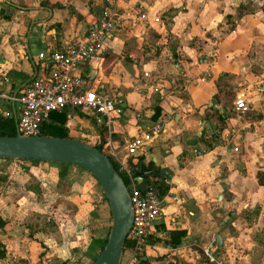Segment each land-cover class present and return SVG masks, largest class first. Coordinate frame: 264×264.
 <instances>
[{
  "label": "crops",
  "instance_id": "0c3cea01",
  "mask_svg": "<svg viewBox=\"0 0 264 264\" xmlns=\"http://www.w3.org/2000/svg\"><path fill=\"white\" fill-rule=\"evenodd\" d=\"M111 6L122 15L121 26L104 36V52L74 71L84 88L113 98L121 112L106 131L89 109L70 107L64 126L101 148L109 142L114 156L106 153L117 165L142 155L161 170L143 178L175 199L166 196L139 258L215 264L202 252L212 238L220 264H264V183L256 176L264 178V0H0V66L7 77L0 92H17L32 76L48 77L49 51L80 38ZM238 94L246 110L235 107ZM2 99L0 113L14 116L16 104L7 99L3 108ZM156 122L164 131L127 152L126 142ZM8 162L22 163L39 180L19 184L33 195L28 201L4 190L7 178L0 176V263L72 260L76 234L60 242L57 236L70 229L64 219L71 225L95 219L93 204L101 197L96 179L76 164L59 177L56 161ZM47 178L54 188L43 187ZM64 179L65 186H55ZM25 209L42 217L22 226ZM170 230L182 231L176 244H170ZM128 257L126 245L119 264L136 262Z\"/></svg>",
  "mask_w": 264,
  "mask_h": 264
},
{
  "label": "built area",
  "instance_id": "2783aa9c",
  "mask_svg": "<svg viewBox=\"0 0 264 264\" xmlns=\"http://www.w3.org/2000/svg\"><path fill=\"white\" fill-rule=\"evenodd\" d=\"M121 14L115 6L108 7L106 13L97 20L94 27L88 29L80 38L68 41L65 45L49 51L50 71L48 77L34 76L26 81L17 92H0V97L7 98L14 106V130L25 135L40 133V123L50 111H61L70 107L87 108L91 111L94 122L108 131L114 117L121 112V107L113 98L83 87L82 77L75 72V67L96 53L104 52L103 39L107 32L121 26ZM39 56L42 52L38 53ZM7 79L0 66V83ZM234 105L246 110L247 104L241 94L234 99ZM163 122L151 124L141 136L135 134L125 144L127 152L144 148L146 139L152 134L164 131ZM93 144V143H92ZM109 142L102 144L101 151L114 156ZM236 150V147H234ZM107 152V153H106ZM117 171L128 180V195L131 207V223L125 235L129 249V261H137L141 250L147 243L152 222L162 213L164 200L175 196L168 190L162 193L147 188H140L134 179L129 164L117 160ZM124 241V242H125ZM211 241L202 247L207 260L220 264L210 248Z\"/></svg>",
  "mask_w": 264,
  "mask_h": 264
},
{
  "label": "water",
  "instance_id": "95a60500",
  "mask_svg": "<svg viewBox=\"0 0 264 264\" xmlns=\"http://www.w3.org/2000/svg\"><path fill=\"white\" fill-rule=\"evenodd\" d=\"M13 118L15 122V115ZM194 142L192 140L191 143ZM0 157L68 162L88 171L96 179L110 211L106 238L90 264H119L132 212L126 184L107 154L94 144L72 136L41 133L25 135L15 131L13 134H0ZM161 166L159 164V167ZM129 167L140 188L160 192L153 180L146 181L143 176L153 177L156 173L161 174V170L156 171L152 167H143L141 160L136 165L129 162ZM215 239L220 244L218 234ZM141 259L156 260V257L143 255Z\"/></svg>",
  "mask_w": 264,
  "mask_h": 264
},
{
  "label": "rangeland",
  "instance_id": "374dc122",
  "mask_svg": "<svg viewBox=\"0 0 264 264\" xmlns=\"http://www.w3.org/2000/svg\"><path fill=\"white\" fill-rule=\"evenodd\" d=\"M8 102H7V99H2L1 100L2 107L7 108ZM110 158L112 160H114L112 158V156H110ZM1 162L2 161H0V170H1V172L5 173L4 176L7 178L6 184H4V190L6 189V190L10 191L13 194V196H18V195L21 197L24 196V199H26L28 201L32 200L33 195L27 191H24L23 188L21 187L22 186L21 183H24V181L26 182V180H27V182H28V180H30L29 182L33 183L34 179L35 180H39V179L37 177H35L32 173L28 172L26 169V166L20 162L19 163L8 162V161L4 162V163H1ZM120 174L123 175L122 173H120ZM124 178L126 180L125 184L128 187V185H129L128 180L126 179L125 176H124ZM47 179H48V181H46V184L43 187L44 188H54V182L49 178H47ZM49 180H51V181H49ZM66 184L67 183L64 179L63 181L57 182L55 186L60 188L62 186H65ZM45 209H46V205H45V207L41 205L40 210H45ZM21 212L22 213L20 215V220H21L20 225H22V226H23L24 222L27 225L28 224H34L35 222H37L36 221L37 218L42 217V214H43V213H39L41 211H33V210H29V209H25V211L22 210ZM94 218L95 219H92V220L88 219L87 222H86V218H85V222L79 220V221L75 222L73 225H71V223H69V221L66 219L62 220L63 224L70 227V229H69V231L64 233L65 235L63 233L61 234V235H63L64 238L60 237V235H59L60 233L58 231V233H59L57 236L58 241L60 242L62 239H64L65 241H68L69 237L74 236V234H76V241L78 242V251H76V253H72L70 259H72L71 261H76L77 259H79V261L80 260L83 261L81 263L77 262L76 264H86L88 262V260L95 254V252L99 248L98 239L97 238H93V239L89 238V232H91V229L100 228L101 229L100 232H101V231H103V228L105 226H106V228H107V226H109L110 217H96L95 216ZM83 227H85L86 230H85V228L83 229ZM31 229L29 231H31ZM24 234L27 235V231H25ZM126 245H128V244H126ZM81 249L86 250V251L90 250L91 251V253H89L90 256L85 257L84 255L80 254ZM39 250H40V252H44L43 248H40ZM37 255H39V254H37ZM76 257H79V258H76ZM59 260L60 259H58V260L56 259V260H54V262L51 260L50 262L47 261L45 263H42L40 258H39V260H37L36 258H33L31 264H59Z\"/></svg>",
  "mask_w": 264,
  "mask_h": 264
},
{
  "label": "trees",
  "instance_id": "16d2710c",
  "mask_svg": "<svg viewBox=\"0 0 264 264\" xmlns=\"http://www.w3.org/2000/svg\"><path fill=\"white\" fill-rule=\"evenodd\" d=\"M157 111V108H155ZM154 111L156 114L157 112ZM155 114V115H156ZM64 120H65V109L61 110V111H50L47 115V117L45 119H43L40 123V133L41 134H47V135H56V136H71L68 131L66 130V127L64 126ZM15 132L14 130V118H13V114L10 112H7L5 114L0 113V134H13ZM95 146H97L100 150H101V144L100 143H95ZM108 155V154H107ZM109 156V155H108ZM110 158V156H109ZM9 160H13L10 158H3L0 157V161H4L7 162ZM16 160H30V161H38L40 159H33V158H23V159H16ZM110 160L113 163L114 168H117V164L115 163L114 160H112L110 158ZM141 160L142 162V166L143 167H152L153 168V164L152 162L149 160L147 162L144 161V158L142 155L136 156V158L134 159V161L132 162L133 165H136L137 162ZM56 163L58 164V176L61 177L67 170V166L72 165V163H68V162H59L56 161ZM75 165V164H73ZM78 166V165H77ZM80 167V166H79ZM82 168V167H81ZM1 172V170H0ZM120 174V173H119ZM121 175V174H120ZM262 173L261 172H257L256 176H257V180L259 183H264V178H261ZM0 176L4 178V173H0ZM121 177L123 178L124 182L126 183V180L124 178L123 175H121ZM99 188V187H98ZM161 191V189H160ZM101 194V192H100ZM93 217H110V211H109V207L107 204L106 199L103 197V195L101 194L100 200L96 203L93 204V210H92ZM3 220L0 218V226L3 224ZM108 227L106 228V226L103 228V231L100 232V228H93L91 229V232L93 234H91V238H97L99 241V248L98 250L101 248L107 232H108ZM182 231L181 230H170L169 232V239H170V244H176V242L179 241V236L181 235ZM101 239V240H100ZM126 247V241L123 244V248ZM98 252V251H97ZM97 254V253H96ZM96 254H94L86 264H90V262L94 259V257L96 256ZM4 255V248L3 245L0 242V257H3ZM81 263L83 261H79V259H77L76 261H71L68 259H62L60 260V264H76V263ZM0 264H6L1 262ZM129 264H149V261L146 259H141L139 258L136 262H131Z\"/></svg>",
  "mask_w": 264,
  "mask_h": 264
}]
</instances>
